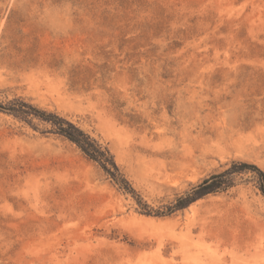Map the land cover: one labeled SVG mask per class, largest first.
Segmentation results:
<instances>
[{
  "label": "rangeland",
  "instance_id": "rangeland-1",
  "mask_svg": "<svg viewBox=\"0 0 264 264\" xmlns=\"http://www.w3.org/2000/svg\"><path fill=\"white\" fill-rule=\"evenodd\" d=\"M0 264H264V0H0ZM108 160V157H107ZM240 168V167H237Z\"/></svg>",
  "mask_w": 264,
  "mask_h": 264
},
{
  "label": "trees",
  "instance_id": "trees-1",
  "mask_svg": "<svg viewBox=\"0 0 264 264\" xmlns=\"http://www.w3.org/2000/svg\"><path fill=\"white\" fill-rule=\"evenodd\" d=\"M0 112L6 113L17 120L28 124L31 119L34 118L47 122L51 125L55 134L62 136L69 142L75 144L90 160L99 163L106 173H109L105 167L106 163H108L112 169L117 170L107 150H101V147L94 140L90 139L89 136L63 118H59L52 114L46 115L43 112L35 110L31 105H28L21 100H14L5 106L0 105ZM241 169L251 170L255 174L254 177L257 180L259 191L264 197L263 173L254 166L247 164H233L231 168L223 173L214 174L207 179H204L200 184L193 187L185 196L178 198L175 201V204L169 209L168 213L183 210L193 202L209 194L230 188L233 185L231 177L234 174L240 173Z\"/></svg>",
  "mask_w": 264,
  "mask_h": 264
}]
</instances>
